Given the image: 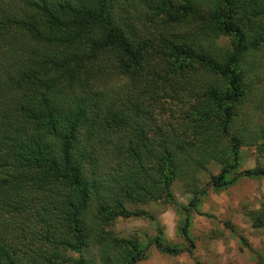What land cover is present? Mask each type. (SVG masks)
<instances>
[{"label": "trees", "instance_id": "1", "mask_svg": "<svg viewBox=\"0 0 264 264\" xmlns=\"http://www.w3.org/2000/svg\"><path fill=\"white\" fill-rule=\"evenodd\" d=\"M263 53L264 0H0V264H135L115 220H153L137 206L176 179L194 207L209 162L215 189L264 176L225 180L241 146L264 156V128L233 130Z\"/></svg>", "mask_w": 264, "mask_h": 264}, {"label": "rangeland", "instance_id": "2", "mask_svg": "<svg viewBox=\"0 0 264 264\" xmlns=\"http://www.w3.org/2000/svg\"><path fill=\"white\" fill-rule=\"evenodd\" d=\"M262 62L263 68H259L253 76L252 94L239 107L233 127V130L246 127L249 135L264 128V58ZM124 82L123 78H114L111 84L120 91ZM254 141L238 149L240 162L225 176L226 181L256 166L264 168L262 141ZM204 167L195 174L197 189H201L203 194L196 197L194 207L188 206L191 195L182 181L176 179L170 185L174 205L149 202L137 206L152 214L153 220L136 217L117 219L112 223L116 236L127 238L134 234L141 247H145L142 262L151 261L153 252L166 258L175 256L159 252L150 244L157 235L165 245L181 250L178 254L185 253V257L194 264H254L255 254L264 252V227L252 228L248 217L264 203V176L251 178L249 198L235 200L237 189H242L243 182H248V178L240 177L231 185L215 189L210 177L219 172V165L209 162ZM233 187H237L234 192L231 191ZM183 223L186 225L184 236ZM165 225L170 229L167 235Z\"/></svg>", "mask_w": 264, "mask_h": 264}, {"label": "crops", "instance_id": "3", "mask_svg": "<svg viewBox=\"0 0 264 264\" xmlns=\"http://www.w3.org/2000/svg\"><path fill=\"white\" fill-rule=\"evenodd\" d=\"M245 178V177H244ZM247 178V177H246ZM247 180H249L248 182H243L242 186H243V190L242 189H237L236 188H232L231 191L234 192L236 189H237V192H236V199H246V198H249V191L251 189V178H248ZM246 186V187H245ZM248 186V187H247ZM230 188V187H228ZM255 194L253 193L252 196H254ZM212 206V205H211ZM215 211V210H213ZM165 233L166 235L168 234L169 232V227L165 225ZM151 253V252H150ZM151 256H152V260L151 261H148V260H145L144 262H138L137 264H194L192 260H190L188 257H185V253H180L178 255H175V256H169V257H163V255L161 256L160 253H151ZM147 261V262H146Z\"/></svg>", "mask_w": 264, "mask_h": 264}, {"label": "water", "instance_id": "4", "mask_svg": "<svg viewBox=\"0 0 264 264\" xmlns=\"http://www.w3.org/2000/svg\"><path fill=\"white\" fill-rule=\"evenodd\" d=\"M185 220H186V218L184 219V223H185ZM184 223H183V225H184ZM183 225H182V227H183ZM180 231H182V228L180 229Z\"/></svg>", "mask_w": 264, "mask_h": 264}]
</instances>
